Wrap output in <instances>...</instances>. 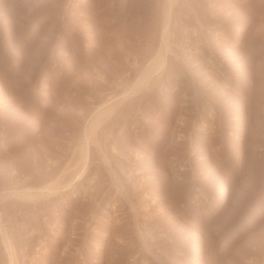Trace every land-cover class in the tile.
<instances>
[{
	"label": "rangeland",
	"instance_id": "1",
	"mask_svg": "<svg viewBox=\"0 0 264 264\" xmlns=\"http://www.w3.org/2000/svg\"><path fill=\"white\" fill-rule=\"evenodd\" d=\"M167 2L0 0V264H264V0Z\"/></svg>",
	"mask_w": 264,
	"mask_h": 264
},
{
	"label": "bare ground",
	"instance_id": "2",
	"mask_svg": "<svg viewBox=\"0 0 264 264\" xmlns=\"http://www.w3.org/2000/svg\"><path fill=\"white\" fill-rule=\"evenodd\" d=\"M169 2V3H168ZM168 8H170V6L172 5V2H173V0H168ZM168 8H166V9H168ZM169 10V9H168ZM170 11V10H169ZM166 13H168V11L166 12ZM169 14V13H168ZM167 14V15H168ZM166 19H167V17H166ZM167 25H168V23H167V20H166V22H165V24L163 25V38H162V40H165V30H166V27H167ZM166 41V40H165ZM164 42V41H163ZM165 43V42H164ZM165 49H166V47H164ZM163 50V49H162ZM159 52V51H158ZM162 52H159V54H156V55H158L156 58H155V63H156V65L158 64V66L159 67H162L164 64H165V58H164V56H163V54H161ZM156 72V71H155ZM147 75V74H146ZM149 75V74H148ZM150 76V75H149ZM144 78H145V74H144V76H141L140 77V79H139V81H138V79H137V83H138V85L136 84V86H139V85H141L139 82H143V80H144ZM145 79H147V77L145 78ZM135 83H136V81L134 82V84H132V85H135ZM144 83V82H143ZM135 88H137V87H135ZM134 88V86H133V88H130V89H133V91H137L138 89H139V87H138V89L137 90H134L135 89ZM129 89V90H130ZM95 125V123H93L92 124V128H93V126ZM87 150V149H86ZM87 154V153H86ZM85 157V156H84ZM85 162V161H84ZM49 188V187H48ZM228 195V190H227V188H226V185L225 184H222L221 185V187H220V189H219V192H218V195H217V199H216V202H217V204L220 206L222 203H223V201H224V199L226 198V196Z\"/></svg>",
	"mask_w": 264,
	"mask_h": 264
}]
</instances>
